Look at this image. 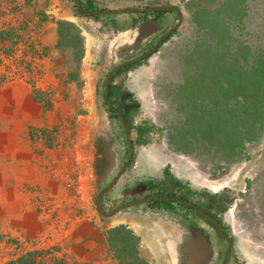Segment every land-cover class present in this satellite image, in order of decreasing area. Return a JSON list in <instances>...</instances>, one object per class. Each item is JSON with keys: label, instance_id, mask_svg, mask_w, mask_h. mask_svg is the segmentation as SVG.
I'll list each match as a JSON object with an SVG mask.
<instances>
[{"label": "rangeland", "instance_id": "obj_1", "mask_svg": "<svg viewBox=\"0 0 264 264\" xmlns=\"http://www.w3.org/2000/svg\"><path fill=\"white\" fill-rule=\"evenodd\" d=\"M136 1L138 4L134 0H109L106 2L111 6L120 7L124 11L128 7L129 9H133L132 7L135 6L149 8L150 4L153 5L152 7L157 5L159 6L158 11L161 13L151 12L149 16L161 23L160 34L169 32L174 27L176 30L148 58L119 74L115 79L118 82L123 80V87L138 103L137 110L131 119L133 139L137 137L138 126L149 127L143 133L145 141L135 147L133 163L124 176L134 183L140 182L141 179L159 181L168 169L172 176L176 175L188 183L194 193L205 191L215 194L224 190L230 198L222 216L235 236L238 254L248 255L245 253L247 246L260 247L259 241L264 239V138L258 144L249 147V157L237 155L231 160L220 158L213 151L214 148L209 150L195 138H191L189 140L191 142H187L182 128L184 115L175 97H178L176 94L180 84L182 85L181 91L186 96L194 93L195 87L202 84L203 73L207 68L204 60L205 53H203V49H200L201 54L195 49L202 44L206 49L211 46L209 49L211 50L215 40L208 37L201 26L194 21L191 8H193L194 1L197 0ZM258 1L247 0L253 5ZM160 3H166L170 7L161 11L164 7ZM50 4L61 8L58 15L66 17V19L74 15L72 17L75 20L74 23L76 22L82 27L88 48L93 55L89 54L83 63V73L80 75L81 83H76L67 79L68 72L73 69L69 55L63 51L59 53L50 46H43V53L47 57L44 62H40L37 68L28 73V83L25 84H30L37 89L35 83L42 78L46 77V81H49L55 77L58 80L59 83L56 85L48 82L49 88L43 89L45 90L44 99L43 97L38 98L45 100L39 102H44L46 110H55L56 117L51 127L38 128L32 140L34 148L35 146L39 147L41 142L44 146L55 150V155L53 154L50 163L53 161L56 167L66 165L71 175L79 178V185L78 189H68L64 180L55 176L54 179L61 182L67 189L66 194L63 190L58 191L57 183L54 186L55 192H52L51 196L44 195V198H41L43 200L41 206L44 205L42 212L49 211L50 217L43 218L46 220H42L44 224L42 223L40 231L35 234L16 229L13 233L17 234L18 239L14 237V240L10 237V241L7 242V239L3 241L6 243L2 245L4 250L0 249V261L4 258H15L36 249L47 252L52 242L58 243L53 245L54 248L60 244L69 246L71 235L78 239L84 235V231L81 230V236H77L80 228L79 225H76L82 221L80 215L83 210L87 217L99 218L103 227L120 221L122 217L119 215L111 219H104L101 215L98 217L94 210L98 201L100 175L105 170L106 172L111 170L109 176L111 179L117 173L120 163L124 160L123 157L126 156L128 145L121 124L115 118H111L109 110L103 102L105 95L103 82L107 79V74L112 66L129 61L133 56L139 55L148 46L146 43H153L158 35L151 39L147 36L139 39L138 27L142 19L138 16L134 21L132 13L121 14L118 18L120 28L115 27V32H112L103 22L106 15L98 19L78 16L74 13L75 9L66 0H34L30 4L33 7L28 3L15 4L11 1L6 3L2 1L0 2V20L8 18V23L12 22L13 24L14 32L10 37H5L7 39L0 38L3 44L1 48L16 47L18 42V45L21 44L20 41L28 39L29 35L38 29L40 32H44L43 29L48 21H43L41 16L43 10L48 9ZM261 5L263 4L261 3ZM116 15L113 14L114 17ZM252 26L257 27V25ZM126 27H129L130 30H126ZM241 33V37L237 38L238 42L240 40L244 42L247 39L256 42L264 41L263 35L252 37L247 28H242ZM29 49L27 46L23 47V54L26 55L28 53L26 50ZM194 50L196 55L192 54ZM16 64V59L10 60L6 70L13 74H19L20 72L13 69L16 68ZM14 80L0 77V93L3 92L1 87H9L6 90L11 91L12 87L17 86L13 82ZM35 89L32 92L34 96ZM9 93L4 92V94ZM26 98L28 103L23 101L21 95L20 105L23 102L25 109H31L33 99L29 102L31 97L26 95ZM0 113L2 114L4 111L0 109ZM4 137L5 140L10 139L9 136ZM8 143L4 141V144H0V152L3 151V146ZM39 149L38 151L43 154V148ZM104 159H108L105 164ZM15 161L17 162V159ZM15 165L16 163H11L10 166L4 167L3 173L0 174V181L9 180L8 172L13 170ZM250 173L253 178L247 177ZM59 185L61 187V184ZM116 194L113 190L111 196L115 197ZM64 196L65 198L62 199L61 197ZM59 197L60 200H58ZM236 203L237 205H235ZM49 205L52 208L51 212L47 209ZM138 208H134L133 216L134 214L136 217L141 215L138 214L140 211L136 212ZM128 211L130 210L123 211L124 216L128 215ZM152 211L162 210L152 208ZM167 222H171L170 217ZM232 223L235 225V231L232 229ZM53 224H55L54 227ZM40 235H42V239ZM71 244L73 245V243ZM113 250L115 248H112L110 244L111 254ZM115 253L117 254L116 250ZM170 256L171 260H174V255ZM168 264L175 263L171 261Z\"/></svg>", "mask_w": 264, "mask_h": 264}, {"label": "trees", "instance_id": "obj_2", "mask_svg": "<svg viewBox=\"0 0 264 264\" xmlns=\"http://www.w3.org/2000/svg\"><path fill=\"white\" fill-rule=\"evenodd\" d=\"M7 1L15 4L21 1L30 5L34 0ZM246 2L247 0L194 1L191 8L194 21L215 41L211 50H209L211 46L206 49L202 44L195 49L200 54V49H203L205 53L207 68L203 73L202 84L195 87V92L188 96L181 91L180 84L176 94L178 97H175L184 115L182 128L187 142L195 138L209 150L214 148L215 154L226 160L234 159L237 155L249 157V147L258 144L264 138V41L256 42L251 39L244 42L237 41V38L241 37L242 28H247L252 37L264 36V0H259L254 5ZM41 18L43 21L56 23L58 39L55 50L59 53L63 50L70 51L73 69L68 72L67 79L80 82V64L85 53L84 38L80 28L68 19L49 17L46 9L43 10ZM256 18L260 20H254ZM13 32V26L2 29L0 38L7 39L5 37H10ZM171 34L164 41L169 39ZM2 45L0 41V46ZM195 50L192 54L196 52ZM144 59L121 68L117 74L140 64ZM14 83L26 85L23 82ZM122 92L123 90L118 86L112 90L106 89L104 93L118 96ZM44 94L45 90L36 89L35 100L45 101L38 99L42 97L44 99ZM138 128L140 141L144 142L143 133L149 127ZM12 169L19 173L17 167ZM9 172L8 176L12 178L14 174ZM166 174L172 176L168 169ZM153 206L158 207L154 204ZM4 237V233L0 230V244ZM136 239L133 231L124 225L109 230L111 247L116 248L115 250L121 255L136 252ZM45 252L42 249L31 250L4 264H75L67 263L63 257L53 255L48 257V254L53 253L52 250Z\"/></svg>", "mask_w": 264, "mask_h": 264}, {"label": "crops", "instance_id": "obj_3", "mask_svg": "<svg viewBox=\"0 0 264 264\" xmlns=\"http://www.w3.org/2000/svg\"><path fill=\"white\" fill-rule=\"evenodd\" d=\"M2 1L5 3L7 2V0ZM134 2L138 4L136 0H134ZM18 3L21 4L22 2L18 1ZM161 4L163 3H160V5ZM149 6L152 5L150 4ZM155 6L157 7V5ZM127 13L129 14L126 10H121V13L118 14L117 17L120 18L121 14L126 15ZM134 16L136 17L137 15L134 14ZM140 16L139 14V17ZM72 17H68V19L74 22L75 20ZM151 24L159 25V28H161V23L157 20H154V23L152 22ZM76 25L81 30L80 33L84 38L85 47L84 57L80 64L81 75L84 68L83 63H85L89 54L93 55V53H90L82 27L78 23H76ZM118 26L120 28V23H118ZM125 29L130 30L129 27ZM153 29L154 28L146 34L150 39L155 36L150 34L153 32ZM43 30L44 32H42L41 40L44 46H50L56 49L58 39L56 23L47 22ZM63 52L67 53L71 58L70 51L63 50ZM48 82L52 85L59 83L55 77H52L49 81H46V77L39 81L42 85H48ZM49 86L50 85H48V87ZM8 88L9 87H1L3 92L0 93V109L4 111V113H0V144H4V141L9 142L6 146L2 145L3 151L0 152V174L3 173L4 167L10 166L11 163H16L15 167H17L19 173L12 170L9 172L10 174H14L12 178L4 182L0 181V230L5 235L0 244V249H3L2 245L6 243L3 242L4 240L7 239V242L10 241V237L12 239H14V237L18 239L17 234L13 233L16 229L21 232H32L34 234L40 231L44 224L42 220H46L43 218H47V216L50 217L49 211L46 213L42 212L44 205L41 206V203L43 204L41 198H44V195H50L52 192H55L54 186H56L57 183L59 192H61V190L64 191V194L67 192L63 184L56 181L54 179L56 177L51 174V167H53L54 164L53 161L52 163H50V161L56 151L50 147L44 146L41 142L39 147L35 146L34 148V142L32 140L38 128L51 127L53 125L56 117L55 110H46L44 102L35 100L34 94L32 93L35 88L29 84H17V86L11 88V91L14 92L6 90ZM4 92L10 93L4 94ZM20 94L23 96V101L25 103H28L26 95L31 97L29 102L33 99L31 109H25L23 102L20 105ZM4 136H9L10 139L5 140ZM9 144L11 145L9 146ZM39 148H43V154L41 151H38L40 150ZM16 159L17 162L15 161ZM20 173H22V175ZM59 184H61V187ZM61 198L64 199L65 196ZM61 198L59 197L58 200ZM52 201L53 200H51V202ZM97 202L96 209L94 210H96L98 217L101 215L104 219H111L119 215L122 217L120 221L103 227L99 218L96 217L94 219L93 216L87 217L83 210L84 215L83 211L80 215L82 221L76 225H79L80 228L77 236H81V230L84 231V235L79 237V239L71 235L69 246L66 244L64 246L59 243L60 245L54 248V244L58 243L52 242L50 246L48 245L47 252L52 250L53 253L48 254V257L51 255L63 257L67 263L74 262L75 264H168L171 261L177 264L175 248H173V245L169 244L171 241L168 238L169 233L172 231L170 226L174 219L167 215V213L163 212V210L154 212L152 208L148 209L145 205H136L124 210H130L127 212L128 215L126 216H124L123 212L107 214L104 213L103 210L102 212L99 211ZM45 204L47 203L45 202ZM50 205L47 209L51 212L52 208ZM137 207L139 208L136 212L140 211L138 214H141L139 217H136L135 214L134 216L132 215L134 208ZM169 217L171 222H167ZM92 220L95 222H92ZM54 225L55 224L52 226L54 227ZM122 225L130 228L137 237L135 241L137 250L134 254L121 255L117 251L116 254L115 250L112 251V254L110 253L109 230ZM75 234L77 233L75 232ZM71 243H73V245ZM170 255H174V260H171ZM11 258H4V261H0V264H4Z\"/></svg>", "mask_w": 264, "mask_h": 264}, {"label": "flooded vegetation", "instance_id": "obj_4", "mask_svg": "<svg viewBox=\"0 0 264 264\" xmlns=\"http://www.w3.org/2000/svg\"><path fill=\"white\" fill-rule=\"evenodd\" d=\"M106 1L66 0L75 9L74 13L78 16L98 19L106 15L103 22L115 32L116 28L119 27L117 15L121 13L122 9L111 6ZM161 5L164 7L163 9L170 7L166 3ZM152 6L149 8L135 6L132 7L133 9L128 7L126 10L137 15L133 17L134 20L139 14L141 15L142 21L138 27L139 39L146 37L147 32L152 28L154 29L150 34L152 36L158 34L157 38L154 36L153 43H146L148 46L139 55L133 56L132 59L147 52L148 55H151L157 50H154V46L158 40L167 33L160 34L159 25L151 24L154 23L155 19L150 18L149 14L158 12L159 9V6L156 8ZM92 7L94 9H91ZM171 8L175 9L174 7ZM113 14H117L116 17ZM163 41L160 45L163 44ZM125 66L127 65L112 66L107 74V79L103 82L104 89L107 91L118 86L123 90L118 96L105 94L103 102L108 108L111 118H115L121 124L128 144L126 156L124 155V160L120 163L117 173L111 179H109L111 170L107 172L105 170L100 175L97 200L103 212L117 214L136 205H145L146 208H154L153 204L158 206L159 209L174 219L170 226L172 231L168 238L171 241L169 244L175 248L177 264H264V239L259 241L260 247L248 245L246 252L244 251L248 255L241 256L238 254L235 236L222 216L230 198L224 190L215 194L205 191L194 193L188 183L176 175L168 176L166 171L159 181L141 179L140 182L134 183L124 176L133 163L135 147L141 143L139 126L137 127V137L133 139L131 136V119L137 110L138 103L123 87V80H121L122 82L115 80L119 75L117 71ZM106 161L108 159H104V164ZM113 190L117 193L115 197L111 196ZM158 202L160 204H157Z\"/></svg>", "mask_w": 264, "mask_h": 264}, {"label": "built area", "instance_id": "obj_5", "mask_svg": "<svg viewBox=\"0 0 264 264\" xmlns=\"http://www.w3.org/2000/svg\"><path fill=\"white\" fill-rule=\"evenodd\" d=\"M48 9H46V14L49 15V17H54V18H64L61 15H58L60 12L61 8L55 7V5L50 4ZM15 19V18H13ZM13 26L12 22L8 23V18L5 20H0V30L2 29H8L9 27ZM113 32V31H112ZM41 32L40 29L33 31L29 35L28 39H24L21 42V44L16 45V47L7 50L8 48L3 47L1 48L0 46V77H5L10 78V79H15L13 82H23V83H28V73L32 70L35 69L39 66L40 62H44L46 59V55L43 53V41L41 40ZM30 47L29 50H26V55L23 54V47ZM17 60L16 68L14 67L13 69H16L15 71L20 72L19 74H13L9 71L6 70L7 66L10 63V60ZM12 81V80H11ZM30 85V84H29ZM35 86L40 88V89H47L49 88L48 85H42L39 83V81H36ZM263 143L261 144V146ZM67 161V157L65 158ZM51 173L64 180V182L67 184L68 189H78L79 185V178L74 177V175H71L69 172L68 168L65 166H55L51 167ZM252 174H248V178H253L251 176ZM251 176V177H249ZM238 199V198H236ZM242 200V199H240ZM237 205V203L235 204ZM232 229L235 231V225L232 223L231 224ZM42 234V233H41ZM40 238L42 239V235H40Z\"/></svg>", "mask_w": 264, "mask_h": 264}, {"label": "water", "instance_id": "obj_6", "mask_svg": "<svg viewBox=\"0 0 264 264\" xmlns=\"http://www.w3.org/2000/svg\"><path fill=\"white\" fill-rule=\"evenodd\" d=\"M176 30V27H174L171 31L167 32L161 39H159V41L156 43V45L154 46V50L158 48V46L160 45V43L168 36L170 35L171 33H173L174 31ZM148 55V52L141 55V56H138L137 58L135 59H132V60H129V61H126V62H123L119 65H129L131 63H134V62H137L139 60H141L143 57L147 56ZM97 208L99 209L100 212H102V208L99 204V202H97Z\"/></svg>", "mask_w": 264, "mask_h": 264}]
</instances>
